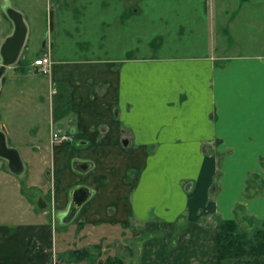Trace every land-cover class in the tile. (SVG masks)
<instances>
[{
	"label": "crops",
	"instance_id": "0c3cea01",
	"mask_svg": "<svg viewBox=\"0 0 264 264\" xmlns=\"http://www.w3.org/2000/svg\"><path fill=\"white\" fill-rule=\"evenodd\" d=\"M199 1L198 6L191 4L192 10L198 8L199 18L188 16V26L206 27L205 39L200 40L206 45L198 53L77 56L79 49L72 46L75 57L69 58L59 55L65 54L68 47L64 43L74 44V2L67 6L70 1H63L64 9L70 7L72 12V20L68 21L62 11L52 8L27 12L11 5L9 0L0 1V47L14 28L5 11L10 4L21 11L27 25L22 51L30 40L36 41L40 45L36 57L49 53L52 60L50 72L43 74L47 75L42 86V90H47V104L35 100L38 90L32 85L15 87L20 96L16 97L17 91L13 90L12 101L4 100L2 93L7 81L3 75L0 112L6 115L2 120L0 114L2 126L20 119L31 121V109L42 116L48 105L45 115L38 116L40 120H46L48 115L50 127L72 136V140L54 146L49 140L48 153V146L45 147L50 155L52 179V192L46 195L36 181L41 171L35 163L36 155L45 159V154H41L44 148L35 145L39 138L30 132L23 138L32 141L25 149L26 159L15 145L7 143L20 155V175L28 179V171L36 172L26 186L33 190L37 187L39 193L37 199L34 194L24 197L13 171L7 167L11 174L1 172L0 181L2 178L7 183L12 197L11 207L21 209L20 220L15 224L0 219V264H48L58 240L63 242L61 234L70 235L73 224L82 227L77 230L79 235H111L127 234L131 221L144 223L134 232L141 231L144 246L153 251L147 264H155L154 251L159 248L148 243L154 235H168L175 246V231L184 230L186 219L194 217L196 201L190 204L189 193L196 181L200 187L195 189L203 192L210 184L212 192L216 190L215 184L222 187L215 196L221 212V203L239 197L249 174L254 179L259 177L257 172L263 175L264 53L247 52L238 45L234 53L229 51L233 44H253L256 37L263 36L264 31L256 30L257 35L254 28L264 26V0ZM53 2L63 6L60 0ZM201 11L205 12L203 19ZM67 24L71 31L63 27ZM258 42L264 43V36ZM21 63L6 69L15 67L16 72L25 73ZM28 69L39 73L33 61ZM22 75L18 73V82ZM25 128L22 130L27 131ZM208 154L224 156L217 160L218 170L221 168L217 177L212 174L208 158L203 157ZM78 186L88 188L89 196L71 219L74 223L62 227L58 223L67 216L70 193ZM40 197L51 207L39 208ZM204 197L198 201H205ZM257 208V217L264 218V207ZM25 214L31 221L23 218Z\"/></svg>",
	"mask_w": 264,
	"mask_h": 264
},
{
	"label": "rangeland",
	"instance_id": "374dc122",
	"mask_svg": "<svg viewBox=\"0 0 264 264\" xmlns=\"http://www.w3.org/2000/svg\"><path fill=\"white\" fill-rule=\"evenodd\" d=\"M1 3L5 0H0ZM10 4L20 8L33 11L46 10V8L55 9L58 12H63L65 20H72L69 17L72 15L70 7L66 10L63 4H55L53 0H9ZM67 6L74 2V44L62 43L65 49L64 56L66 58L74 56V49L76 47L79 52L75 55H88V56H119L135 54V55H186L192 53H198L203 50V46L206 44L200 40L205 39L204 28L199 25H189L190 18H199L198 8L192 10V5L198 6L199 0H69ZM30 2L32 5L29 6ZM42 3V4H41ZM8 4V6H11ZM41 4V6H40ZM6 6V8L8 7ZM29 6V7H28ZM190 7V8H189ZM5 8V9H6ZM60 8H62L60 10ZM135 9H137L135 11ZM20 11V10H19ZM21 12V11H20ZM30 12V13H31ZM32 15V13L30 14ZM68 15V16H67ZM7 16V15H6ZM200 17L205 18V12H200ZM64 20V21H65ZM45 21V18H44ZM260 21V20H259ZM49 23V21H47ZM66 22V21H65ZM64 28L71 31V25H63ZM256 30L264 31L263 27H255ZM50 36V35H49ZM264 36V33H263ZM261 37H256L253 44H233L229 53H234L236 48L239 46L247 52L264 53V43L258 42ZM218 45V44H216ZM238 45V46H237ZM38 42H28L25 49L17 61L16 66H21L23 62L24 71L16 72L15 67H10L4 72L6 87L2 97L5 100L12 101L14 98L15 90L17 91L16 97L20 96L19 90L15 87L26 88L30 85L34 86L38 92L34 95L36 101L47 104L48 94L47 90H42V86L45 85V79L47 75L32 73L29 71L28 66L34 58L37 56ZM75 57V56H74ZM54 59L57 56H53ZM1 61V58H0ZM23 74L22 80L18 82V73ZM14 90V91H13ZM11 91L13 93L11 94ZM27 94V93H25ZM24 94V95H25ZM33 94H28V96ZM43 104V105H44ZM47 107L44 109L42 116L31 109L28 114L32 118L28 120L20 119V122L15 124L0 121V129L4 132L6 142L8 145H15V147L22 153V157L26 159L25 149L30 146L31 140H24L27 132L32 135H36L39 138L37 144L39 149L45 152V147L48 146L50 140V122H48V115L46 120H40L47 111ZM2 120L4 119L3 112H0ZM26 116V115H24ZM5 120V119H4ZM53 123V120H51ZM55 125L57 124L55 120ZM27 128V131H23V127ZM15 128V131L12 130ZM25 128V130H26ZM7 131V132H6ZM14 133V134H13ZM17 138H19L17 140ZM28 143V144H23ZM51 148L48 146L46 152ZM41 154L45 156V159L40 160L36 155L37 167L41 169L40 179L36 177V172L28 171V179L25 175L20 173H12L13 178L17 180L21 188L24 197H31L33 194L38 196L37 187L28 188L26 185L29 184L30 180L36 177L37 183L41 184L44 189L43 193L52 192V179L50 178V155L46 152ZM43 156V157H44ZM203 157L208 158V163L212 165V174L218 176L221 173V168L218 170L217 160L224 156L208 154ZM201 158V157H200ZM222 158V161H224ZM202 159V158H201ZM200 159V160H201ZM50 160V162H49ZM203 161V160H202ZM221 161V162H222ZM1 163L3 166L1 167ZM222 164V163H221ZM7 162L4 158L0 157V174L1 172L10 171L7 169ZM30 169V167H28ZM27 172V170H26ZM48 172V174H47ZM259 177L254 179L252 174H249L248 180L244 181L243 187L239 190V197L233 198L228 202L221 203V212L218 209L219 203L215 200V196L220 194L221 188L219 184H215L216 190L211 191V186L204 189H198L199 181L195 182L192 192L189 193L191 197L190 204L195 201L193 209V218L186 219V227L182 231H175L172 236L175 241V246H172L171 240H168V235L157 237L154 235V239H159L157 242L151 240L148 244L156 245L159 250L154 251L157 254L155 264H254L255 257L241 256L223 259L220 263L216 260V227L220 221L234 220L236 222L237 229L240 233L246 234L247 238L253 239L255 230L262 228L264 218H258L257 213L259 212L258 206L264 207V173L257 172ZM34 181V180H33ZM186 181V180H185ZM184 182L181 183L182 187ZM187 182V181H186ZM0 190L4 193L0 194V219L8 224H15L19 219V211L21 208H12L11 195L9 188L4 179L1 178ZM214 185V184H213ZM200 187V186H199ZM20 189V188H19ZM195 191V192H194ZM197 195V196H196ZM205 201H198L199 198L204 196ZM178 198L179 195H178ZM235 199V200H234ZM256 200H260L262 203H257ZM21 206V205H20ZM23 208V206H21ZM48 204L46 208H50ZM188 215L187 213H185ZM234 216V217H228ZM23 218L30 220L27 214L23 215ZM1 221V222H2ZM73 220L68 223H64L61 220L59 225L62 227L69 226ZM68 224V225H67ZM74 230L69 232L70 235H63V242L58 240L56 247L50 253L48 264H147V259L150 255H154L150 248L144 246V240L140 237L141 231H135L134 229H140L144 226V223H131L128 224L127 234H119L116 232L111 235L104 234H88L79 235L77 230L80 231L82 227L78 224H73ZM178 225L176 224V227ZM145 228V227H143ZM137 233V234H136ZM60 237V234H58ZM56 234V237H58ZM58 237V238H59ZM168 237V238H167ZM173 241V243H174ZM179 243V244H178ZM178 246L176 247V245ZM163 249L165 250L163 252ZM161 254H163L161 256ZM162 257V258H161ZM124 260L126 263H124ZM264 260V257L262 258ZM264 263V262H263Z\"/></svg>",
	"mask_w": 264,
	"mask_h": 264
},
{
	"label": "water",
	"instance_id": "95a60500",
	"mask_svg": "<svg viewBox=\"0 0 264 264\" xmlns=\"http://www.w3.org/2000/svg\"><path fill=\"white\" fill-rule=\"evenodd\" d=\"M6 14L10 20L13 22V31L8 35L1 43L0 47V86L1 79L4 75L6 68L13 65L19 59L20 53L23 49L26 34L27 25L24 20L23 14L11 7L6 8ZM52 13H50V26L52 27ZM0 157L4 158L7 162V166L14 172L20 173L23 170L22 160L16 148L7 145L6 137L4 132L0 129ZM85 166L84 163H82ZM71 203L69 207V212L64 218V222H69L77 212L78 208L82 203L88 198L89 190L84 186L75 187L71 193ZM37 206L39 208H45L47 204L40 197L37 200Z\"/></svg>",
	"mask_w": 264,
	"mask_h": 264
},
{
	"label": "trees",
	"instance_id": "16d2710c",
	"mask_svg": "<svg viewBox=\"0 0 264 264\" xmlns=\"http://www.w3.org/2000/svg\"><path fill=\"white\" fill-rule=\"evenodd\" d=\"M253 241L240 233L234 220L220 221L216 227V260L241 256L255 257L254 264H264V223L255 230Z\"/></svg>",
	"mask_w": 264,
	"mask_h": 264
},
{
	"label": "built area",
	"instance_id": "2783aa9c",
	"mask_svg": "<svg viewBox=\"0 0 264 264\" xmlns=\"http://www.w3.org/2000/svg\"><path fill=\"white\" fill-rule=\"evenodd\" d=\"M52 60L49 53H43L33 60V66L35 71L40 74H48ZM72 140V136L69 132L62 131L60 128H50V141L52 144H62Z\"/></svg>",
	"mask_w": 264,
	"mask_h": 264
},
{
	"label": "flooded vegetation",
	"instance_id": "af4514ba",
	"mask_svg": "<svg viewBox=\"0 0 264 264\" xmlns=\"http://www.w3.org/2000/svg\"><path fill=\"white\" fill-rule=\"evenodd\" d=\"M51 127H52V126H51ZM51 127H50V128H51ZM52 145L54 146V145H56V144H52Z\"/></svg>",
	"mask_w": 264,
	"mask_h": 264
}]
</instances>
